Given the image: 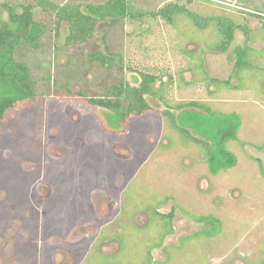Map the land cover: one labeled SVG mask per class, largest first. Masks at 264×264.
<instances>
[{
  "label": "rangeland",
  "instance_id": "rangeland-1",
  "mask_svg": "<svg viewBox=\"0 0 264 264\" xmlns=\"http://www.w3.org/2000/svg\"><path fill=\"white\" fill-rule=\"evenodd\" d=\"M146 1L133 0L138 6L153 9L175 2ZM177 1L189 11L188 16L180 13L171 19H132L114 12V17L100 21L88 43L78 47H65L67 23L60 25L56 38L52 25L41 50L19 52L30 65L41 96L36 103L9 109L0 120V235L4 239L0 237V242H5L9 253L13 246L7 238H16L18 233L25 231L26 236H20L17 244L29 246L31 256L34 237L51 234L62 238L73 226H86L90 221L97 228L79 236L75 246L58 242L66 250L63 264H264V16L231 8L219 11L197 0ZM223 1L250 9L264 5V0ZM3 2L33 0H0V21L7 19ZM83 9L97 17L107 13ZM34 12L37 20L47 17L49 21L40 8ZM223 13L230 16L227 20L246 25L251 39L236 29L229 47L218 52L211 50L218 38L216 23L221 28L226 19L215 16ZM195 14L215 20L199 28L192 19ZM94 44L114 56L117 64L113 68L86 62ZM244 47L257 51V56H250L252 65L239 78L230 77L235 53ZM141 72L157 75L153 87L164 99H151L152 111L142 116L123 121L102 108L75 102L73 94L78 90L87 96H102L113 82H132ZM47 74L59 84H68L72 94L47 82ZM6 92L10 93L9 88L0 84V93ZM190 101L239 118L237 140L227 144L234 162L215 173L209 169L204 149L184 142L161 114L170 107L178 125L214 149L213 117L186 104ZM178 104H183L181 109L176 108ZM72 136L78 137L73 139V148L80 153L72 158L80 165L70 176L66 174L67 178L57 177L65 173L52 160L59 155L66 157ZM108 136L122 140L109 143L108 139L106 144L103 137ZM104 145L111 151L108 153L124 162L113 165L119 161L105 156ZM85 148L87 153L82 154ZM112 172L115 185L120 187L124 182L127 190L109 187ZM92 187H107L104 195L118 202L102 207L103 218L84 219L79 210ZM51 189L53 198L45 200ZM125 192L130 201L126 206ZM86 206L92 214V202ZM152 210L161 215L173 210L172 231L157 240V247L150 241H156L166 226L163 221L155 224L160 216L151 215ZM191 215L207 220L197 221ZM148 216L153 219L148 221ZM149 248L151 257L146 261L145 250ZM61 259L60 254L58 262ZM36 260L43 264L44 258Z\"/></svg>",
  "mask_w": 264,
  "mask_h": 264
},
{
  "label": "trees",
  "instance_id": "trees-1",
  "mask_svg": "<svg viewBox=\"0 0 264 264\" xmlns=\"http://www.w3.org/2000/svg\"><path fill=\"white\" fill-rule=\"evenodd\" d=\"M3 8L7 11V19L0 21V84H4L9 88L10 93H0V119L4 117L5 112L13 107L21 104L30 105L40 99L41 94L36 88V80L33 77V71L30 65L20 58V51L30 50L37 52L42 49L43 42L46 36L51 32L53 25V37L58 35L57 28L62 22H67L69 31L65 38V47H78L88 43L95 33L100 21L109 16L114 17V12L107 9L104 16H94L83 8L94 7L92 3L84 5L74 2L57 3L53 0H33V2H23L20 4H11L3 2ZM111 1L105 5L95 6L98 9L109 8ZM84 6V7H82ZM38 7L47 14L44 19L37 20L35 18L34 9ZM121 7V8H120ZM114 6L118 15L127 16L132 19H142L146 16H161L166 19H171L176 13L189 12L180 6H164L158 12L140 11L131 9L124 1H121V6ZM20 9V11H18ZM190 14V13H189ZM192 14V13H191ZM194 14H192L193 17ZM195 14L196 24L202 28L212 23L215 17H201ZM228 25H227V24ZM225 26L218 27L217 24V42L211 50L218 52L225 51L231 44L236 29L241 30L247 39H251L248 35V28L244 24H235L233 20H226ZM19 54V55H18ZM236 60L234 62L230 77L233 75L237 78L243 70L251 67L250 56H257V51L250 47L240 48L236 51ZM88 64H98L104 69H111L116 64L111 55L105 54L94 44V50L86 55ZM199 68L202 66L199 65ZM264 72V68H263ZM138 78H134L132 82L127 80H118L113 82L108 87H105V93L102 96H87L82 90L74 93L82 97L87 105H98L117 114L122 118H134L142 116L147 111H152L151 99L164 100L159 94V90L154 89L153 84L158 80L157 75L152 73H139ZM47 82H52L59 85L66 93L72 94L68 84H59L56 78L47 74ZM211 81H215L210 78ZM228 84V81H225ZM189 104L193 107H198L213 117L214 138L216 139L214 149L206 142L197 137L190 135L186 129L177 124L174 113L171 108L161 110V114L166 118L169 125L174 128L186 142H193L204 149V155L209 169L212 173L231 165L234 162V155L229 151L227 144L232 140H237V129L239 127V118L236 114H226L222 112L212 111L210 108L197 101H190ZM183 104L176 105L177 109H181ZM160 215V214H159ZM161 217L171 218L172 213L162 214ZM191 217L197 221H205V216Z\"/></svg>",
  "mask_w": 264,
  "mask_h": 264
},
{
  "label": "flooded vegetation",
  "instance_id": "flooded-vegetation-1",
  "mask_svg": "<svg viewBox=\"0 0 264 264\" xmlns=\"http://www.w3.org/2000/svg\"><path fill=\"white\" fill-rule=\"evenodd\" d=\"M53 1L54 2H57V3H61V4L66 3V2H74V3H77V4H81V5H84L86 3H92V4H94V7H88L87 9L88 10L90 9L91 11H94V12L107 11V9L108 10H111L112 12H117L118 10H115L114 6L116 5V7H120L121 6V1H124L131 9H134V10L136 9V10H140V11H147L148 10V11L158 12L164 6L166 7V5L167 6H172V7L173 6H178V1L177 0H174L175 2H173V3L167 2L164 5L158 6V7L154 8V9L153 8H145V7H142V6H138V5H136V3L133 2V0H100V1H97V2H91V1H88V0H82V1H80V0H76V1H74V0H60V1L59 0L58 1L53 0ZM108 1H111V5L109 6L110 9L109 8H101V9H98L97 7H95V6H98V5H105V4H107ZM155 1L156 0H147L145 2V4H147V2L149 4H150V2L155 3ZM157 1H161L162 2V0H157ZM183 1L188 2L190 0H183ZM197 1H201L203 3H206V5H208V6L212 7V8H217L219 11H222L223 9H225V10L229 9L230 10V8H231L232 10L240 11V12L247 13V14H249V13L256 14L258 17L264 16V5L261 6V8H259V9H250V8H246L245 5L233 4V3H229V2L223 1V0H197ZM209 2H214L215 4L212 5V4H209ZM82 7H84V6H82ZM118 12H120V11H118ZM187 12H189V11H187ZM178 14L179 13H176L174 15H178ZM215 17H224V18L226 17V18H228L230 16L226 15L225 13H223V14H219L218 16H215ZM62 23H67V22L64 21ZM60 25H59V27H60ZM59 27L57 28V31L58 32H59ZM67 30L69 31V25H68V29ZM108 55H110V54H108ZM112 57L114 59V63L117 64L114 56H112ZM78 91H76V92H78ZM73 96H76L75 97V99H76L75 102L76 103H80L81 102V103L84 104L86 102L79 95L73 94ZM77 99H79V100H77ZM32 104H31V106H32ZM88 106L90 108L91 107L102 108V109L108 111L107 109H105L103 107H100L98 105H88ZM77 107L78 106H74V109L77 108ZM10 109H12V108H10ZM87 109L88 108H85V110H83L82 113L84 114L85 111H87ZM6 112H5V114H6ZM108 112H111V111H108ZM111 113H113V112H111ZM5 114H4V116H5ZM113 114L116 115L118 118H120V119H122L124 121V118L119 117L115 113H113ZM126 118H128V117H126ZM2 119H0V120H2ZM128 121H129V119H128ZM81 122L82 121H80L79 123L81 124ZM96 123H97V121H96ZM66 126H68L70 128L75 127V125H73V124L72 125H70V124L67 125V123H66ZM110 135H112V134H110ZM125 137H127V136H124L123 140L125 139ZM77 138L78 137H75L74 138L73 136L72 137H69V140H72V144H71V147L68 146L70 148V152L67 153V155H66L65 158L62 159V157H63L62 155H59L58 157H54L53 158V160H52L53 162L52 163L55 164L59 170L61 169L62 171H64L63 173H65L63 175L56 174L57 177L67 178V177H65L66 174L69 175L70 173H72L70 171L73 168L77 169V167L80 165V164H78L79 162L77 163V160L75 161L74 158H72V157H74L76 155L75 153H79V150L73 148V139H77ZM103 139L106 142V144H107V142H109V141H107L108 139L110 140L109 143H112L113 140L114 141H117V142H121V140H122V138L121 139L120 138H113L111 136L103 137ZM105 147H106V145H104V148H102V150H103L104 153H105V151H107V153H105V156H109V160L115 159V160H118L119 161V162H114L113 165H115V164L117 165L120 162H124L123 159L117 158V157L115 158L112 153H108V152H111V151L109 149L105 148ZM74 151H76V152H74ZM86 153H87V149L85 148L84 150H82V154H86ZM70 161H71V164H74V165H70L69 164ZM74 174H77V173H74ZM116 180L117 179L114 178L113 172H112L111 185L109 187L112 188V186H114V187L117 186V185H115ZM123 184H124V182L120 185V187L117 186V187H119L118 189H120V190H123V189L127 190L126 189L127 186L126 187L125 186H122ZM106 188L105 187H92L90 190H88L87 196H86L87 197L86 198L87 201L83 205L80 206V210H79L81 213L85 214V216L83 217L84 219H86V218L87 219L88 218H91V219L96 218L97 219L98 218L97 216H100V217L102 216L101 218H103L104 215L102 214V211H101L102 207L106 206L110 202H112L113 204H116V201H117L116 199L112 198L110 195L107 196V193L104 195L103 189H106ZM101 193H103V194H101ZM53 194H54V190L51 189V194L45 200H49V199L53 198ZM94 194H96V195L94 196ZM99 194H101V196ZM124 196H125L124 197V199H125L126 198V192H125V195ZM109 197L111 198V200L109 199ZM96 200H97V202H96ZM87 202L88 203L92 202V204H93V213L92 214L91 213H88L86 211L88 209V207L86 206L87 205ZM128 202H130V201H128L127 198H126V202H124V206H126V203L128 204ZM81 208H83L84 210H82ZM137 213H139V212H136V214ZM170 213H172V216H171L170 219H168L167 217H161L160 216L161 214L160 215L157 214L155 212V210L150 211V214L151 215L160 216L159 217L160 220L158 219L157 221H155V224L156 225H158L159 222L163 221L165 223V226H166L164 228L163 232H162V235L161 236H158L157 239H156V241H152V240L150 241L153 244L152 246H156V247L159 246L160 243L157 242V240L160 241L164 235L171 233V231H172L171 222H172V218H173V210H171L167 214H170ZM163 215H164V213H163ZM148 217H149L148 218V221H149L153 216H148ZM31 218L34 219L33 217H31ZM161 218H163L165 221L164 220H161ZM136 219H137V215H135L134 218H133V222L135 224H136ZM161 223H159V224H161ZM31 224L32 223H31V220H30V226H31ZM79 225L80 224L73 226L72 228H74V229L70 228L67 231L66 235L64 237H62V238L61 237H56L55 235H51V234L50 235L48 234V236H46V235L43 236L42 235V237H43L42 238L40 236V233H39L40 239H37V238H35L33 236L34 237L33 238L34 241L31 244L34 245L35 249H34V251H33V253H32L31 256L28 255V251H29L28 247L29 246L28 247H24V245L23 246H19V244H17V242H19V239L20 240L22 239L20 236H24V237L26 236L25 231L24 232H21V233H18L19 235L17 234V237L16 238L11 239V238L8 237L7 239L10 240L9 243L11 242V244L13 246L12 247V251L9 253L6 250V247L3 245V243H5V242L4 241L3 242L2 241L0 242V264H41V263H38V260H36V259H40L41 256L44 258L43 264H45V262H46V264H50L52 262H53V264H63L65 262V260H67L66 256L64 255V253H65L66 250H64L61 247V245H58V242L64 241L63 242V245L64 246L65 245L75 246L76 245L75 243L77 242V240H79V236H81V235L83 236L84 234H87L88 232H90L93 229L97 228V226L94 223L90 222V221L85 223L86 226H82L83 224H81L80 226ZM0 237H1V235H0ZM80 243H81V241H79L77 244H80ZM26 248H27V250H25ZM145 251H148V254L146 253L148 255V256H146V261H148L150 259V257H151L150 256V248L148 250H145ZM60 254L62 255V257H64V259L63 260L61 259L60 262H58V256ZM146 254H144V255H146ZM10 257H12V259ZM26 257H28V258H26ZM143 258H144V256H143ZM104 261H106V260H104ZM96 264H98V262ZM100 264H103V262L100 263ZM145 264H149V262H146Z\"/></svg>",
  "mask_w": 264,
  "mask_h": 264
}]
</instances>
